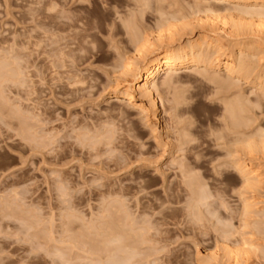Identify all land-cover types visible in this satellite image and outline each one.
<instances>
[{
    "label": "rangeland",
    "instance_id": "374dc122",
    "mask_svg": "<svg viewBox=\"0 0 264 264\" xmlns=\"http://www.w3.org/2000/svg\"><path fill=\"white\" fill-rule=\"evenodd\" d=\"M206 5L204 0H0V60L9 64L15 56L30 80L8 90L0 103L8 111L23 107L37 114L33 136L42 146L35 152L20 144L0 120V264H64L54 255L58 247L67 253L65 260L76 261L66 249L72 243L102 251L103 217L111 215L108 223L117 229L122 215H116L113 205L119 203L113 200L121 195L129 212L147 214L158 227L144 249L149 264H264V149L248 154L236 142L264 134V91L254 90L253 78L232 79L224 70L201 67L177 72L164 87L160 75L155 91L160 122L123 100L110 103L125 82L114 63L119 53L133 57L132 36L156 43L159 24L175 30L193 23L176 37V46L212 40L211 30L196 25L190 14ZM127 21L134 28L128 29ZM254 44L243 54L253 62L254 76H264V46ZM223 45L221 54H238L236 38ZM235 101L242 114L229 121L224 107L235 108ZM238 157L262 175L251 190L232 168ZM187 172L192 177L183 175ZM196 180L210 196L199 216L190 201Z\"/></svg>",
    "mask_w": 264,
    "mask_h": 264
},
{
    "label": "bare ground",
    "instance_id": "6f19581e",
    "mask_svg": "<svg viewBox=\"0 0 264 264\" xmlns=\"http://www.w3.org/2000/svg\"><path fill=\"white\" fill-rule=\"evenodd\" d=\"M204 1L208 5V6L206 5L207 7L205 6L206 8L194 11L192 13L190 12V14H191V16H196V19L193 21L194 23H196V25L208 27L211 30V35L213 36V39L212 40H209V39L206 40V39L201 38L200 40H198L195 43H189L186 45L176 46L175 45L176 37L181 36V34L182 35L186 34L187 33L186 31L189 29V26L190 25L193 26V23H188V24H183V25L180 24L179 27L174 26L176 28L175 30L170 28V26L172 24L171 25L168 24L165 26L162 25L163 27L167 28L166 30H163L162 29L163 27H160V24H159V29L158 30L156 29L158 31L157 36H156V40H155L156 43L152 42L148 36L147 37L142 36L141 37L142 39L138 38L139 40L137 39V35H135V38H134V36H132L134 39L133 40L134 45H132L134 48V49H132L133 50V55H132L133 57H126L125 55L119 53L116 57L117 62L114 63L115 64L114 68L116 69L117 73L122 78H124L125 82L123 84H120L121 88L119 90H116L112 93L113 97L110 99L111 104H113V105L114 104H120L123 100L128 105H131L132 107H135L136 109L140 110V112L146 116V119L149 120L153 116V118H155V120L157 122H160L162 119V118L160 119L159 115H158L159 108H160V99L158 98V96L156 95V92H155L156 89L158 88V83H156L157 77L160 75H161V77H165V79H164L165 82H163L164 84H161V85L162 86L164 85V87L170 86V84L172 83V81L176 77L177 72H179L181 70H187V71L190 70V72L196 71V70H199L201 67L204 68L205 71H213L214 73H216L217 71L224 70L226 72V74L228 75V77H230L232 79H235V78H237V79H239V78H245V79L246 78L247 79L253 78L252 79L253 81L252 80L251 81L253 82L254 90L258 91V92L264 91V76L262 74H261V76L260 75L254 76V69L255 68L252 67L253 62L250 59V57H248L249 60H247V57L243 54L244 49L245 48L247 49L248 47L251 49V46L254 43H258L256 45H259V43H261L260 47L264 46L263 45L264 44V0H204ZM128 23L130 24V22L127 21V25H128ZM177 23H178V21H177ZM127 25H126V28H127ZM129 28L131 29L134 27H132L130 24V25H128V29ZM133 32H134V29H133ZM129 33H131L130 30H129ZM132 37H131V39H132ZM226 38L231 39V40L236 38V41H237L238 47H239V48H237L238 54L234 50H232L231 54H229V55H225V54L223 55L220 53L224 47L223 41H225ZM135 39H136V41H135ZM131 44H132V42H131ZM253 46H255V44ZM255 48H258V47H255ZM255 48H253V51L255 50ZM7 53H8V51H7ZM219 53L221 55H219ZM7 55H11V54H7ZM1 61L2 60H0V102H1V100H3L5 98L4 95L8 90L11 92V89L13 87H21V86L25 87L26 80L30 81L29 79H25V77L26 78L28 77L27 76L28 73L24 70L26 73V76H25V73L22 70L23 68L22 69L20 68L19 63L15 59V56L13 58L14 62H11L9 64H8L9 60L7 61V59H6L7 63L1 62ZM13 65H15V67H13ZM74 78L70 77L69 81H72ZM216 78H217L216 76H215V78L213 77L214 82H215ZM176 79H177V77H176ZM176 79H175V81H176ZM219 79L220 78H218V80ZM31 81H32V79H31ZM72 83L77 84L75 82V79L73 80ZM78 84H79V82H78ZM222 84L224 85V83H222ZM24 87H22V88H24ZM255 91H254V93H255ZM139 95H140V98H138ZM20 101H22V100H20ZM27 101H28V99H27ZM239 101H240V103L242 102L241 100H239ZM24 102H25V100H24ZM226 102H228V101H226ZM226 102H224V103L226 104ZM249 102L250 101H248V103ZM2 103H0V120L9 129L14 130L15 134H13V135H15V136L13 137V139L15 137H16V139L18 138L17 140L20 144H22L21 142L26 143L35 152H37L38 150H41L42 146L40 149V145H37L39 141L37 143H35L36 139L33 136V128L35 127V125H33V122L36 121L34 119H36L37 114H35V115L31 114L32 112H30V110H28V109H26L28 111L24 110V112H23V107L22 108L18 107L19 111H13V110L8 111V109L6 107L4 108ZM231 103H233V102H231ZM235 103H236V106L238 108L240 103L238 105H237L238 101L237 102L235 101ZM235 103H233V104H235ZM27 104H29V103H27ZM225 106L226 107H224V108H226V110H227L226 115L228 113L227 117L232 118V121H233L234 117H237L238 112L241 113V109H239V108L236 109V106H235V108L233 106L231 107V105H229V104L225 105ZM32 108H33V106H32ZM242 109H245V107ZM6 110H7V112H5V114H3L4 111H6ZM20 110H22V111L20 112ZM243 113H245V112L243 111ZM239 116L241 118V115H239ZM38 117H39V119L41 118L40 115ZM230 118H229V121H230ZM32 119H33V121H32ZM39 119L37 121H40ZM242 119H243V117H242ZM248 122H249V120H248ZM240 124H238V125H240ZM238 125H234L235 128ZM250 126H251V124H250ZM250 126H247V127L249 128ZM238 127L240 128L242 126L240 125ZM231 130L232 129H230V131ZM240 130H242V129L240 128ZM152 132L153 133L157 132L156 127H154L152 129ZM245 133H247V132H245ZM242 135H243V133H242ZM263 136H264V134L263 135L257 134V136L255 135V137L244 135L243 138L237 139V141H236L238 144L237 148L240 146V148L242 149V152L244 151V152H247L248 154L249 153L253 154V152L258 150V149L263 150L264 149V137ZM88 138H89V136H88ZM17 140H16V142H17ZM182 144H184V142H182ZM41 145H42V143H41ZM38 146H39V148H38ZM46 146L47 145L45 143V147ZM240 148H238V149H240ZM241 149H240V152H241ZM230 155H231V153H230ZM235 157H236V154H235ZM243 160L244 159H239V157H238V159L233 162L232 168H234V170L237 172L236 174H238L242 178V180H243L242 182L244 183L243 186H245V190H246V188H247V190L248 189L251 190L250 188H253V187L255 188V186L256 185L258 186V184H260L264 179L262 178V175L258 172V170H256L254 168V165L252 163H250V161L248 163V162H245ZM181 168H182V166H181ZM188 172H190V171H188ZM188 172L183 173V175L186 174V178H187V176L192 177L193 173L188 175ZM190 177H188V178H190ZM196 178H197V176H196ZM196 181H197V185L194 184L195 181H193L194 183L190 184L191 187L194 188L193 197L191 196L192 198L190 201L192 204L191 205L192 210L196 211L195 214L197 215L198 214L197 211L199 212L201 207L204 206V204L208 203L207 200L210 199V196H209V194H207L208 192L203 189L204 188L203 185H202L203 188H201V186H199V188L196 187L199 184L198 180H196ZM60 183H62V182H60ZM64 186H65V181H64ZM63 196H64V194H63ZM122 198L123 197L121 195V199L119 198L121 200V202H119L120 200L116 201V199H115V201L113 200V202H117V204L119 203V205L121 203V205H122L125 203V202L123 203V201L126 200V199H124L126 197L124 196V198L123 199ZM243 204H244V207H243L244 213H249L250 210L248 211V209H250V204H249L248 200L245 199ZM119 205H117V206L113 205L115 208L112 207L115 210L117 209L118 212H116V215H117V213H120V215L118 214L119 216L122 215L121 219H119V220L117 217V220H118L117 229L113 228V226H111L108 223V221L109 222L111 221V220H109L110 217L112 218L111 215H106L105 217H103V220L105 221V226H103L104 231L102 234L103 240H104L103 241L104 247H103L102 251H96L95 245H94L95 248H93L94 250H92V248L89 247L90 246L89 243H88V246L87 245L78 246V244L76 245V244L72 243L70 245V247H68V248L65 247V248L67 250L70 248V251L73 253H69V254H71V256L74 255L76 261H74V258H72L73 260L69 259V258H71L70 256H69L68 260H65L64 257L67 253L64 255V253H62V251L59 249V247H58V249L54 255H56L58 257V259L61 260V262L63 261L64 264H149L150 263V262H148L149 255L147 256L144 253V251H145L144 249H145V245H148V244H151L154 242L153 238L157 236L158 227L149 218V216L147 214L143 213V215L145 214L144 216L141 215L142 216L141 217L139 215L140 218H137L139 216L135 217L131 212H129V210H128L129 208L126 207V203L124 205H122L120 208H116ZM112 208H111V210H112ZM106 209H107V207H106ZM115 210H112V211H115ZM144 211H145V209H144ZM148 214H150V212ZM68 215H69V213H68ZM198 216H199V214H198ZM113 220H114V218H113ZM197 220L199 221L200 219H197ZM243 225H244V223H243ZM95 226H97V224H95ZM51 227H52V225H51ZM93 227H94V225H93ZM98 227L99 226H97V228ZM30 228L31 227H29V229ZM95 230L93 231L94 234H95ZM115 230H117V231H115ZM49 231H52V229H50ZM65 231H67V230H65ZM100 232L101 231H99V234H100ZM96 233H97V231H96ZM50 235H52V234H50ZM84 235H85V233H84ZM95 235H97V234H95ZM66 237L67 236H65V238H64L65 240L63 239L65 242H66ZM69 237H71V236H69ZM77 238H79V237L77 236ZM89 240H90V238H89ZM59 241H60V238H59ZM67 241H68V239H67ZM95 241H96V239H95ZM51 242H52V239H51ZM65 242L60 241L61 244L65 243ZM93 242H94V240H93ZM83 243L87 244V241L83 242ZM99 243H100V241H99ZM58 245H59V242H58ZM245 245H246V242H245ZM91 246H93V245H91ZM53 248H55V245ZM223 248L225 249V246ZM66 249H65V251H66ZM75 250H77V251H75ZM241 250H238V251L241 252ZM234 252L235 251H233V253L231 254L232 259L234 257V255H233ZM243 252H244V249H243L242 253ZM53 253H52V255H53ZM242 253H240V255ZM237 255H238V252H237ZM246 255L248 256L247 253L245 254V257H246ZM48 256H50V258H51V255H48ZM56 256H55V258H56ZM239 256H237V257L239 258ZM212 259L214 260L215 257ZM77 260H79L80 263H78ZM243 260H245V258H243ZM233 261H234V259H233ZM246 262H248V261L246 260ZM202 263H203V260H202ZM231 263H232V260H231ZM235 264H239V260H238V262L235 261ZM247 264H249V263H247Z\"/></svg>",
    "mask_w": 264,
    "mask_h": 264
}]
</instances>
